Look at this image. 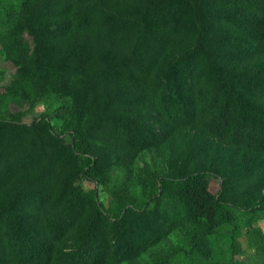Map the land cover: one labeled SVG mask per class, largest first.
Listing matches in <instances>:
<instances>
[{"label":"trees","instance_id":"trees-1","mask_svg":"<svg viewBox=\"0 0 264 264\" xmlns=\"http://www.w3.org/2000/svg\"><path fill=\"white\" fill-rule=\"evenodd\" d=\"M0 57V264H222L240 214L264 264V0H0Z\"/></svg>","mask_w":264,"mask_h":264},{"label":"rangeland","instance_id":"rangeland-1","mask_svg":"<svg viewBox=\"0 0 264 264\" xmlns=\"http://www.w3.org/2000/svg\"><path fill=\"white\" fill-rule=\"evenodd\" d=\"M0 68L4 69V78L0 80V82H5L10 76V74L14 71V66L8 62L3 61L0 57ZM12 107V106H11ZM44 106L42 103L38 104L36 109L33 111L34 114H38L43 110ZM30 116L25 117L24 120H29ZM86 186H91L92 183H85ZM218 186V179L214 178L210 181V188L215 190ZM102 198L106 202L108 196L102 194ZM240 222L241 225L237 232L238 241L240 242L239 250L237 249L235 254L231 253L230 245H229V232L222 231V233L217 234L211 238L213 254L210 257V260L217 261L222 264H259L261 261V255L255 252V249L252 245H247V238L243 234L246 231L248 225H246V220L249 218V214H240ZM253 218V216H252ZM253 221L254 226H259L264 235V217H254ZM177 264V263H176ZM178 264H184V261ZM189 264H204V261L198 257H194L193 262Z\"/></svg>","mask_w":264,"mask_h":264}]
</instances>
